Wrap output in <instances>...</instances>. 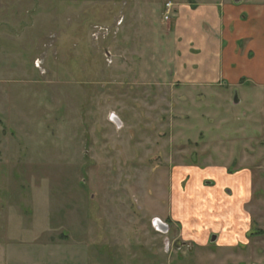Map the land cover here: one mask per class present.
I'll use <instances>...</instances> for the list:
<instances>
[{
	"label": "rangeland",
	"instance_id": "obj_1",
	"mask_svg": "<svg viewBox=\"0 0 264 264\" xmlns=\"http://www.w3.org/2000/svg\"><path fill=\"white\" fill-rule=\"evenodd\" d=\"M180 1L0 0V264H264V87L177 77Z\"/></svg>",
	"mask_w": 264,
	"mask_h": 264
},
{
	"label": "crops",
	"instance_id": "obj_2",
	"mask_svg": "<svg viewBox=\"0 0 264 264\" xmlns=\"http://www.w3.org/2000/svg\"><path fill=\"white\" fill-rule=\"evenodd\" d=\"M165 32L174 33L176 74L186 83L213 87L252 81L264 87V2L241 0H185ZM166 23V22H165ZM229 85V86H230Z\"/></svg>",
	"mask_w": 264,
	"mask_h": 264
},
{
	"label": "built area",
	"instance_id": "obj_3",
	"mask_svg": "<svg viewBox=\"0 0 264 264\" xmlns=\"http://www.w3.org/2000/svg\"><path fill=\"white\" fill-rule=\"evenodd\" d=\"M174 4L172 2H167L164 5V21L169 22L170 19L176 16V9H174Z\"/></svg>",
	"mask_w": 264,
	"mask_h": 264
},
{
	"label": "water",
	"instance_id": "obj_4",
	"mask_svg": "<svg viewBox=\"0 0 264 264\" xmlns=\"http://www.w3.org/2000/svg\"><path fill=\"white\" fill-rule=\"evenodd\" d=\"M233 1H234V3H239L241 0H233ZM114 119H115L114 121H115L118 125H120L118 118H114ZM215 239H216V236H213V237H212V242H214Z\"/></svg>",
	"mask_w": 264,
	"mask_h": 264
},
{
	"label": "flooded vegetation",
	"instance_id": "obj_5",
	"mask_svg": "<svg viewBox=\"0 0 264 264\" xmlns=\"http://www.w3.org/2000/svg\"><path fill=\"white\" fill-rule=\"evenodd\" d=\"M237 100V99H236ZM235 102V101H234ZM237 102V101H236ZM159 226H161V225H159ZM214 243V242H213Z\"/></svg>",
	"mask_w": 264,
	"mask_h": 264
}]
</instances>
